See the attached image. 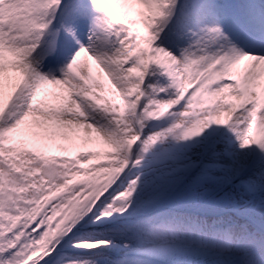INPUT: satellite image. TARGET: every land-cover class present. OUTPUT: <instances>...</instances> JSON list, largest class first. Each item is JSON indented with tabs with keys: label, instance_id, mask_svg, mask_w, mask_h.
Returning <instances> with one entry per match:
<instances>
[{
	"label": "snow or ice",
	"instance_id": "snow-or-ice-1",
	"mask_svg": "<svg viewBox=\"0 0 264 264\" xmlns=\"http://www.w3.org/2000/svg\"><path fill=\"white\" fill-rule=\"evenodd\" d=\"M0 264H264V0H0Z\"/></svg>",
	"mask_w": 264,
	"mask_h": 264
}]
</instances>
